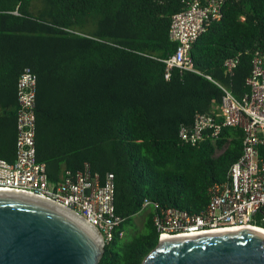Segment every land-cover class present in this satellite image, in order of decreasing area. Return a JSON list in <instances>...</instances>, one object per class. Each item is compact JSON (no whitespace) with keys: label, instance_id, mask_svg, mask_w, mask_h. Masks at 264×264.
Segmentation results:
<instances>
[{"label":"trees","instance_id":"trees-1","mask_svg":"<svg viewBox=\"0 0 264 264\" xmlns=\"http://www.w3.org/2000/svg\"><path fill=\"white\" fill-rule=\"evenodd\" d=\"M189 2L0 0V157H16L17 83L29 67L37 75L36 156L49 179L85 163L114 174L119 222L98 264H142L159 243L154 217L202 211L243 152L239 127L196 145L179 131L218 109L219 84L237 98L248 90L253 57L264 52V0H224L222 17L192 46L198 72L174 69L167 79L163 60L177 48L172 17ZM229 59L238 60L231 72Z\"/></svg>","mask_w":264,"mask_h":264},{"label":"built area","instance_id":"built-area-1","mask_svg":"<svg viewBox=\"0 0 264 264\" xmlns=\"http://www.w3.org/2000/svg\"><path fill=\"white\" fill-rule=\"evenodd\" d=\"M223 9L224 0H190L186 9L173 15L169 38L177 48L163 60L167 79L174 69L198 72L193 66L192 46L210 22L222 17ZM237 62H225L230 72ZM246 84L248 90L241 98L219 84L223 95L218 109L197 114L191 127L181 126L180 138L192 145L205 140L216 143L224 128L239 127L244 132L243 152L230 166L226 179L211 186L210 201L202 211L191 214L167 208L154 217L159 240L164 235L241 225L264 228V52L254 55ZM17 97L16 157L12 162L0 157V191L41 197L77 212L108 243L119 222L114 174L102 177L85 163L74 173L67 171L60 181H51L46 164L36 156L37 75L29 67L18 79Z\"/></svg>","mask_w":264,"mask_h":264},{"label":"water","instance_id":"water-1","mask_svg":"<svg viewBox=\"0 0 264 264\" xmlns=\"http://www.w3.org/2000/svg\"><path fill=\"white\" fill-rule=\"evenodd\" d=\"M33 197L0 191V264H98L106 244L100 231ZM142 264H264V234L241 228L160 239Z\"/></svg>","mask_w":264,"mask_h":264},{"label":"bare ground","instance_id":"bare-ground-1","mask_svg":"<svg viewBox=\"0 0 264 264\" xmlns=\"http://www.w3.org/2000/svg\"><path fill=\"white\" fill-rule=\"evenodd\" d=\"M34 197L35 198H39V199L44 200V201H48L47 199H44V198H41V197H37V196H34ZM48 202H50V201H48ZM50 203H52V202H50ZM70 212L72 214H74L75 216H78L74 212H72V211H70ZM92 228H93V226H92ZM241 228H252V229H255L257 231H260V232H262L264 234V228L263 227H257V226H254V225H241V226H234V227H226V228H218V229H211V230H203V231H197V232H192V233H182V234H177V235H174V236L164 235L163 236V239L180 238V237H190V236H201V235H205V234H212V233H218V232H226V231L235 230V229H241Z\"/></svg>","mask_w":264,"mask_h":264},{"label":"rangeland","instance_id":"rangeland-1","mask_svg":"<svg viewBox=\"0 0 264 264\" xmlns=\"http://www.w3.org/2000/svg\"><path fill=\"white\" fill-rule=\"evenodd\" d=\"M223 152V149H219L216 152V156L220 155ZM146 216V210L141 211L135 216V222L137 223L139 229H144V220Z\"/></svg>","mask_w":264,"mask_h":264}]
</instances>
